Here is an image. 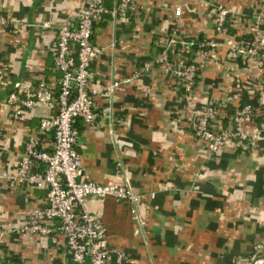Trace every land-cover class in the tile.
I'll list each match as a JSON object with an SVG mask.
<instances>
[{"label":"crops","instance_id":"obj_1","mask_svg":"<svg viewBox=\"0 0 264 264\" xmlns=\"http://www.w3.org/2000/svg\"><path fill=\"white\" fill-rule=\"evenodd\" d=\"M135 1L139 7L134 13L104 14L93 21L91 38L103 46L91 63L92 83L100 88L94 95L97 116L92 123L77 118L74 147L83 178L105 182L125 177L141 193L145 231L137 228L123 201L89 196L86 205L104 223L108 244L121 248L133 264H231L235 258L246 264L255 243H262L264 254L263 114L256 108V118L245 123V130L253 134L250 139L227 141L209 156L192 132L187 106L219 104L231 91L234 75L248 91L253 88L257 62L230 52L225 44L250 40L256 0ZM81 4L0 0V17L7 22L0 25V228L8 233L0 236V264H71L62 234L52 242L45 235L14 231L26 209L44 204L45 188L8 186L2 178L14 170L28 137L42 148L52 147L51 134L38 128L39 117L52 109L34 106L14 118L3 99L12 86L30 88L39 77L56 85L58 72L52 68L56 29L65 20H75ZM175 5L181 9L176 25L181 34L220 43L211 51L214 56L201 62L191 101L182 98L160 61L106 91L109 81L129 76L142 62L160 55L173 28ZM218 5L234 13L220 32L213 17ZM261 13L258 25L264 36V7ZM186 56L199 59L194 48Z\"/></svg>","mask_w":264,"mask_h":264},{"label":"built area","instance_id":"obj_2","mask_svg":"<svg viewBox=\"0 0 264 264\" xmlns=\"http://www.w3.org/2000/svg\"><path fill=\"white\" fill-rule=\"evenodd\" d=\"M81 1L75 20H65L56 29L52 57L53 67L59 72L56 93L53 94L54 85L39 77L30 88L15 83L17 86L7 90L3 99L10 106L14 118L24 109L34 106L52 109L53 114L43 115L38 119L39 130L51 134L52 147L48 150L42 148L37 139L28 137L14 170L3 173L2 178L8 186L30 184L45 188L44 204L26 209L22 222L14 231L45 235L52 242L56 241L57 233L62 234L71 264H133L126 260L121 248L108 244L106 227L95 213L89 211L86 200L89 196L98 199L111 196L116 201L125 202L137 228L145 231L146 215L140 208L141 193L125 177L105 182L83 178L81 159L74 145L78 136L77 118L85 123H92L97 116L94 95L100 88L92 83L91 63L102 52L103 46L91 38L93 21L104 14L114 17L134 13L139 5L135 0ZM263 7L264 0H256L248 28L250 40L229 41L225 44L230 52L250 57L257 62L259 71L252 88L254 102L245 101L234 106L226 127L214 125L217 108L229 100L235 103L244 90L240 76L234 75L229 96H225L219 104L207 101L198 107L187 106L192 132L209 156L232 138L246 141L250 139L253 134L245 130L244 124L256 108L261 110L264 117V36L258 25L263 19ZM172 14L173 28L162 44L160 55L142 62L129 76L109 81L104 86L106 91L148 72L154 61H160L174 78L175 85L180 88L182 98L188 103L191 101L197 70L201 62L214 56L211 51L220 43L212 38H190L181 34L176 26L181 15L179 5L172 8ZM233 16L234 13L226 7H215V30H223L224 22L232 20ZM5 24L6 18L1 16L0 25ZM191 48L199 53V63L193 57L186 56V51ZM71 50L75 54L74 63L70 58ZM1 72L3 67H0ZM30 89L31 95L27 92ZM108 130L111 131L110 128ZM37 162L41 167L34 169L32 166ZM152 194L153 192H149L150 196ZM54 220L57 222L52 224ZM6 231V228H0V236L8 234ZM262 246L261 242L254 244L245 260L246 264H261V261L254 260L261 254ZM231 264H240V260L235 258Z\"/></svg>","mask_w":264,"mask_h":264},{"label":"trees","instance_id":"obj_3","mask_svg":"<svg viewBox=\"0 0 264 264\" xmlns=\"http://www.w3.org/2000/svg\"><path fill=\"white\" fill-rule=\"evenodd\" d=\"M225 22H232V21H231V20H226ZM225 25H226V23H224V25H223V29H224V30H226ZM227 29H228V28H227ZM198 39H199V37H198ZM73 49H74V46H73ZM70 58H71V62L74 63V62H75V54H74V50H71V52H70ZM193 60H195V59H193ZM199 61H200V56H199V59H198L197 61H195V62H196V63H199ZM52 68L56 71V73L58 72V71L53 67V63H52ZM58 75H59V72L57 73V77H58ZM54 88H55V89H54ZM9 89H11V88H9ZM9 89H8V90H9ZM52 89H53V94H55L56 91H57V85L53 86ZM27 92H28L29 95H31V93H32V89H30V90L27 91ZM22 94L26 95L25 92H23ZM229 94H230V91H229V93H228V96H229ZM228 96H227V97H228ZM253 99H254V92H253L252 88L250 89V91H248L247 88L244 87V90L242 91V94H241L240 97L236 100L235 103H234V102H231V101L229 100V101H226L224 104H222L221 108H220V107L217 108V113H216V117H215L216 122H215V123H218V122H219V124H221V125H223L224 127H226L227 124H228L229 115H230L232 109L234 108V106H236V105H238V104H240V103H243V102H245V101H251V102H252ZM236 103H237V104H236ZM222 107H223V108H222ZM220 109H223V111L221 112L222 114L219 116L218 111H219ZM51 114H53V111L51 112ZM261 114H263V113L261 112ZM253 117L256 118V117L254 116V114H252L251 117H250L248 120H250V119L252 120ZM260 117H261V116H260ZM217 120H218V121H217ZM248 120H247V121H248ZM247 121H246V122H247ZM261 121H262V122H261V124H260V127H263V126H264V117H263V115H262V117H261ZM222 122H223V124H222ZM244 125H245V124H244ZM232 139L235 140V138H232ZM232 139H230V140H232ZM230 140H228V141H230ZM32 167H33L34 169H39L41 166H40V164H38V162H37V163L33 164ZM261 264H264V260L261 262Z\"/></svg>","mask_w":264,"mask_h":264},{"label":"water","instance_id":"obj_4","mask_svg":"<svg viewBox=\"0 0 264 264\" xmlns=\"http://www.w3.org/2000/svg\"><path fill=\"white\" fill-rule=\"evenodd\" d=\"M263 258H264V254H260V255L254 260V262L262 261Z\"/></svg>","mask_w":264,"mask_h":264}]
</instances>
